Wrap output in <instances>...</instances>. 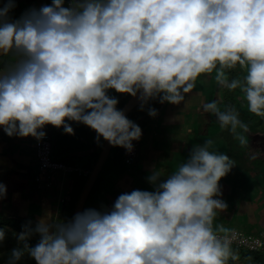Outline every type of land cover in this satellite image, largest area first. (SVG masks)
<instances>
[{
	"label": "clouds",
	"instance_id": "obj_1",
	"mask_svg": "<svg viewBox=\"0 0 264 264\" xmlns=\"http://www.w3.org/2000/svg\"><path fill=\"white\" fill-rule=\"evenodd\" d=\"M0 5V54L22 53L0 71V126L11 135H46L45 125L82 122L131 151L141 126L117 107L109 89L179 104L201 74L240 89L248 110L264 117V0H52L12 15ZM239 66L242 76L229 78ZM222 127L247 130L239 111L218 100L202 105ZM158 109L149 107V115ZM241 143L245 142L243 135ZM211 139L190 149L170 174L154 170L152 189L121 192L113 204L85 207L66 220L40 217L16 234L7 264H227L231 239L214 226L220 178L235 164ZM7 186L0 182V197ZM38 234L35 244L30 243ZM6 228L0 227V242Z\"/></svg>",
	"mask_w": 264,
	"mask_h": 264
},
{
	"label": "rangeland",
	"instance_id": "obj_2",
	"mask_svg": "<svg viewBox=\"0 0 264 264\" xmlns=\"http://www.w3.org/2000/svg\"><path fill=\"white\" fill-rule=\"evenodd\" d=\"M22 1L18 2L17 0V6L12 9L13 16H19L31 6L38 8L37 4L31 5L33 0ZM3 3L4 0H0V5ZM65 3L68 4V0H65ZM237 68V74L242 76L243 69L239 66ZM195 88L196 93L193 94V99H188L186 102H180L179 104L170 102L165 105L164 109H159V113L157 112L149 120L146 127L147 130L142 132L138 140L139 155L132 163L127 164L124 162L125 165L122 171L115 169L111 172H101L98 177L99 185H95L93 190L95 192L91 194L92 199H90L86 207H110L121 192L131 191L134 188H152V182L148 180V176L154 170H159L162 173L161 179H164L165 175L170 174L180 163L188 158L190 149L194 145L201 144L205 140L211 139L213 141L212 150L226 151L224 136L219 137L216 134L219 121L214 113L205 112L202 107L204 102L212 99L218 100L221 106L222 85L215 80V72L201 74L196 81ZM235 97L241 110L249 112L247 101L243 99L241 91L237 92ZM143 117L140 116V119H143ZM194 121L199 126L195 125ZM261 139L264 141L263 138ZM250 142L253 151H255L254 149L260 139L251 137ZM30 143L36 149L34 136L30 138ZM31 149H28V152ZM7 158L9 159V165H2L4 172L1 171L0 166V173L6 178L8 183L13 181L16 187L13 192L5 196V202L3 197H0V212L5 211L25 216L31 215L36 220L42 216L47 217L48 213H51V219L62 220V207L69 199L74 174L40 171L32 155L27 158L25 163L20 159L21 157L18 158V155L13 153L0 159V162ZM7 161H4V164ZM256 179H258V176L254 175L250 183L252 184L250 193H246L243 188H237L232 194L229 204H227L230 207L218 210L214 220V226L217 229L221 228L225 231L233 224L235 225L234 216L236 214L242 217V225L249 218L251 220L250 214L257 212L264 214V179L260 182H257L258 180ZM227 183L223 177L220 178L219 184L222 199L228 191ZM17 194H21V196L19 197ZM23 194H28L26 197L27 201L21 199ZM18 199H20L21 205ZM237 200H239V203H236ZM7 208L12 209V211L6 210ZM253 217L251 220L252 224L258 223V218H261V216L258 217L257 215ZM242 225L234 230L245 238L244 241L247 242L249 239L246 236H249L258 238V241L262 242L264 238L263 229H260V232L256 229L246 232L242 230L244 227Z\"/></svg>",
	"mask_w": 264,
	"mask_h": 264
},
{
	"label": "trees",
	"instance_id": "obj_3",
	"mask_svg": "<svg viewBox=\"0 0 264 264\" xmlns=\"http://www.w3.org/2000/svg\"><path fill=\"white\" fill-rule=\"evenodd\" d=\"M15 57H19L22 53L13 50L8 54L1 56L0 61L4 58H8L11 54ZM13 55V56H14ZM238 68L227 70L229 71V78L237 76ZM240 89L230 90L225 86L221 88V109L231 106L239 111L240 119L248 124L247 130L237 128L235 132L231 131L229 127H222L220 122L218 125L217 135L224 136L226 142V153L232 157L235 164L231 170L223 176V179L228 182V191L223 199L229 204L232 194L237 188H243L246 193L251 192V180L253 176H258L257 182L264 179V117L258 116L252 112H246L241 110L240 105L235 97V94ZM111 95H115L119 98L117 107L121 108L126 100L132 95L127 92H117L115 89H109ZM162 103L158 98H150L143 107L141 102L138 103L127 116L138 123L142 132L146 129L149 120L155 115H149V107H155L160 109ZM157 111V112H158ZM157 114V113H156ZM140 116H144L140 119ZM74 128V134L63 131V126L57 127L50 124L49 130L46 131L49 134L50 145H51V157L53 160L60 161L67 166L75 169L86 170L87 174L73 171V186L69 199L66 203L65 210L63 213L62 220L70 219L75 207L77 198L83 188L87 176L92 169L104 142V138L101 136L97 140V133L90 126L77 121H69ZM243 135L245 142L241 143L240 137ZM251 137L260 139V142L255 147H251ZM1 151V150H0ZM124 163V151L123 146L112 145L109 155L103 164L101 172H111L112 170H123ZM61 172V171H56ZM99 173L98 177L100 176ZM70 173V172H67ZM96 178L89 195L86 199L85 205L92 199L91 194L95 191V185L98 184L99 178ZM229 180V181H228ZM142 189H152L151 187H144ZM23 197V196H22ZM236 203H239L237 200ZM84 205V206H85ZM230 205H228V208ZM241 208V207H240ZM239 208V209H240ZM84 209V208H83ZM257 215L258 223H251L253 216ZM239 216V217H238ZM251 220L243 223V231L250 232L252 229H256L260 232V229L264 230V214L254 213L250 214ZM239 218V219H238ZM236 220L235 225L233 224L229 229L220 231V235L231 237L232 233L239 228L243 222L242 217L239 214L234 216ZM37 220L31 215H20L11 212H0V227L6 228L5 240L0 242V264H7L8 257L11 254L13 247L19 246L16 234L24 230V225L34 226ZM242 225V226H243ZM221 229V228H219ZM264 234V231L262 232ZM257 234H259L257 232ZM231 239V238H230ZM38 240V234L31 237L30 243L35 244ZM231 249L235 254V258L229 257L227 264H264V238L262 239L261 246L250 247L244 243L237 244L235 240L231 239ZM18 264H36L35 260L27 254Z\"/></svg>",
	"mask_w": 264,
	"mask_h": 264
},
{
	"label": "crops",
	"instance_id": "obj_4",
	"mask_svg": "<svg viewBox=\"0 0 264 264\" xmlns=\"http://www.w3.org/2000/svg\"><path fill=\"white\" fill-rule=\"evenodd\" d=\"M18 2H23L22 0H18ZM52 0H33L32 4H37L38 7L40 5L43 4H49L51 3ZM14 53L11 54L8 58H4L0 61V71H5L7 70V68L18 58L15 57ZM196 87V86H195ZM196 88H194L193 90H191L189 93H185V100L181 101V102H186L188 99H193L194 95L196 93ZM191 97V98H190ZM168 101H165L162 103V106L160 107L161 109L165 108V105H168ZM159 113V111H158ZM162 115V114H161ZM194 124L199 126L195 121ZM50 127V124L45 125V131H48ZM147 129H144L143 132H145ZM205 132V131H204ZM207 133V132H205ZM33 137L32 135H27V136H18V135H11L9 136L8 134H6L2 128V126H0V159H3L5 156H10L12 153L13 154H17L18 158L21 157L20 159H22V161L25 163L27 161V158H30V155H32L33 158H35L36 161V166L38 167V163H37V158H36V149H34V147L32 146V143H30V138ZM32 148V149H31ZM28 149H31V153L28 152ZM35 151V152H34ZM30 154V155H29ZM35 155V156H34ZM8 160V161H7ZM17 160V159H15ZM7 161L6 164H4ZM2 165H9V159L7 158L6 160H3L2 162H0V166H1V171L4 172V167ZM39 168V167H38ZM40 171H43L39 168ZM12 172V171H11ZM46 172V171H44ZM56 172V171H55ZM70 174V173H67ZM0 182H4L7 186V196L13 192L16 187V184L12 181V182H7L6 178L0 173ZM8 188H10V190H8ZM3 197V201L5 202V196ZM19 195V194H17ZM28 194H23V197L21 199L26 200ZM21 196V194L19 195V197ZM21 205V201L20 199H18ZM67 203V202H66ZM65 203V205H66ZM89 203V202H88ZM65 205H63V213L65 210ZM7 207V206H6ZM86 207V205L84 206V208ZM9 211H12V209H6ZM1 211V210H0Z\"/></svg>",
	"mask_w": 264,
	"mask_h": 264
},
{
	"label": "built area",
	"instance_id": "obj_5",
	"mask_svg": "<svg viewBox=\"0 0 264 264\" xmlns=\"http://www.w3.org/2000/svg\"><path fill=\"white\" fill-rule=\"evenodd\" d=\"M35 142H36V158H37V163L38 167L46 172H55V171H61V172H70L72 173L73 171L77 170L78 172H81L83 174H87L86 170H81V169H75L73 167L67 166L64 163L60 161L53 160L51 157V145H50V139H49V134L46 132V135L41 138L37 139L35 137ZM134 148L131 151L126 150L123 147L124 151V162L127 164L132 163L139 155V145H138V140H134ZM247 242L244 241L245 238L241 236V234H238L236 231L232 233L231 239L232 240H237L236 243H244L246 245H249L250 247H259L261 246L262 242L258 241V238H252L249 236H246ZM261 240V239H260Z\"/></svg>",
	"mask_w": 264,
	"mask_h": 264
},
{
	"label": "water",
	"instance_id": "obj_6",
	"mask_svg": "<svg viewBox=\"0 0 264 264\" xmlns=\"http://www.w3.org/2000/svg\"><path fill=\"white\" fill-rule=\"evenodd\" d=\"M2 55H4V54H0V56H2ZM140 102L141 101L139 99V93H137V95H131L126 100V102L122 105L121 109L127 115ZM111 147H112V144H110L106 139H104L100 153H99L92 169L90 170V172L87 176L86 182H85L83 188L81 189V192L77 198L72 216L75 214V212L83 210L86 199L89 195V192H90L96 178L98 177L99 173L102 170L103 164L109 155Z\"/></svg>",
	"mask_w": 264,
	"mask_h": 264
}]
</instances>
